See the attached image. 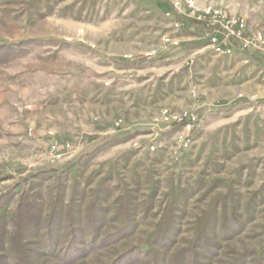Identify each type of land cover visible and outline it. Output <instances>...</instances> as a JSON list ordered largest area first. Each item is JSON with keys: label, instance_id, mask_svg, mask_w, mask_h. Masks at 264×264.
Returning <instances> with one entry per match:
<instances>
[{"label": "rangeland", "instance_id": "rangeland-1", "mask_svg": "<svg viewBox=\"0 0 264 264\" xmlns=\"http://www.w3.org/2000/svg\"><path fill=\"white\" fill-rule=\"evenodd\" d=\"M165 6L0 0V264H264V55L164 46Z\"/></svg>", "mask_w": 264, "mask_h": 264}, {"label": "built area", "instance_id": "built-area-1", "mask_svg": "<svg viewBox=\"0 0 264 264\" xmlns=\"http://www.w3.org/2000/svg\"><path fill=\"white\" fill-rule=\"evenodd\" d=\"M169 6V11L164 16L170 19L172 33L160 36V41L164 46H178V38L174 34H179L186 26L197 29L199 39L204 40L214 54L221 57H232L235 52L241 54H263L264 55V34L260 30L248 28L244 18L228 16L221 9L206 7L202 10L194 5L193 0H184L190 13L185 14L181 9V0H163ZM159 48L144 54L145 59L159 55ZM260 109L264 111V104ZM180 121L182 126L190 129V123L194 121L191 116L184 114L182 117L172 116L167 110L153 119L155 125L170 124ZM184 122V123H182ZM180 144L183 148H188L189 140L181 137ZM156 145L151 144L149 149L154 151Z\"/></svg>", "mask_w": 264, "mask_h": 264}, {"label": "crops", "instance_id": "crops-1", "mask_svg": "<svg viewBox=\"0 0 264 264\" xmlns=\"http://www.w3.org/2000/svg\"><path fill=\"white\" fill-rule=\"evenodd\" d=\"M162 9L164 10L163 11V13H162V15H164L165 14V12H167V11H169V6L166 4V6L165 7H162ZM167 19V18H166ZM168 21H169V24H170V22H171V20L170 19H167ZM193 28L191 27V26H186L185 27V29L184 30H187V31H185V33H188L189 31H191ZM195 33V32H194ZM179 37H180V39L181 38H189V36L190 35H185V34H177ZM193 35V34H192ZM192 35H191V37H192ZM239 55H242V56H244L245 54H241V53H238V52H235V54L232 56V57H237V56H239ZM232 57H225V58H232Z\"/></svg>", "mask_w": 264, "mask_h": 264}]
</instances>
